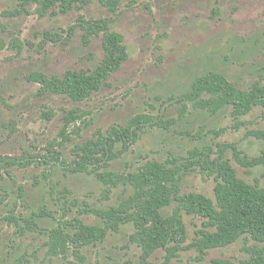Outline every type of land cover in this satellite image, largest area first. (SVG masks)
<instances>
[{
	"label": "rangeland",
	"instance_id": "1",
	"mask_svg": "<svg viewBox=\"0 0 264 264\" xmlns=\"http://www.w3.org/2000/svg\"><path fill=\"white\" fill-rule=\"evenodd\" d=\"M79 19L105 20L110 30L121 33L126 58L88 98L73 101L40 91L39 83L26 76H61L67 69L91 72L97 67L104 54L103 33L84 41L81 28L70 29ZM210 71L222 73L241 89L264 85V0H117L114 12L91 0L81 9L54 8L45 15H39L34 3L20 9L19 0H0V264L137 262L140 248L129 240L131 223L82 246V261L71 246L65 256L52 253L50 233L62 218L100 223L86 210L115 205L131 192L118 185L106 198L105 185L95 175L70 168L77 144L138 114L150 117L152 124H143L138 139L110 163L111 170L126 173L146 160L183 158L204 146L213 150L214 158L220 146L238 177L264 187V165L243 167L227 147L233 143L249 157L264 153V139L249 134L264 129L263 105L236 115L231 105L211 113L187 101L180 115L181 94ZM71 111L80 117L67 125L63 139V116ZM158 119L165 123L157 125ZM181 183V192L214 200L213 176L192 170ZM39 210L47 213L35 216ZM30 219L37 228L27 226ZM182 219L186 246L202 227V218L183 212ZM254 243L242 235L208 249L202 260L195 248L184 247L167 264H204L219 257L237 263L249 257L244 246ZM164 257L165 251L157 249L150 261L163 264Z\"/></svg>",
	"mask_w": 264,
	"mask_h": 264
},
{
	"label": "trees",
	"instance_id": "2",
	"mask_svg": "<svg viewBox=\"0 0 264 264\" xmlns=\"http://www.w3.org/2000/svg\"><path fill=\"white\" fill-rule=\"evenodd\" d=\"M91 0H19L20 9L34 3L39 15L81 9ZM111 12L117 7V0H98ZM83 30L84 41L92 34L103 33L101 44L103 58L91 71L67 69L61 76L47 75L43 72H31L26 78L39 83L40 91L63 94L73 101H81L96 90L105 77L120 67L126 58V49L122 34L110 30L105 20L79 19L77 26ZM180 115L187 110V101L198 107L215 113L225 105H231L236 115L247 113L252 106H264V85L253 83L247 89L238 88L225 75L210 71L197 77L190 88L180 96ZM47 114V113H46ZM48 119H49V115ZM73 111L63 116V125L59 136L64 137L67 125L78 119ZM150 117L144 114L133 116L123 125H111L105 131H98L91 138L77 144L74 150L72 172H87L95 175L104 185L103 196L108 197L110 189L118 185L130 187L127 196L119 197L115 205L107 208H91L100 223L88 224L77 217L58 219L57 226L51 231V252L66 255L70 246L72 254L80 261L84 260L79 249L82 246L102 241L109 231H118L120 225L131 223L134 227L129 240L140 248L137 262L130 264H152L150 258L157 249L165 251L163 264L178 256L177 250L193 247L198 252L197 259L202 260L210 248L225 246L240 236L256 243L264 242V187L255 180L249 183L237 176L228 158H211L210 147L193 148L183 158L167 157L160 161L146 160L134 170L126 173L113 171L110 163L120 157L139 137L144 123L152 124ZM164 124L163 119L155 121ZM256 138L264 139V129L251 130ZM225 147V145H224ZM234 159L243 167L264 165V153L247 156L235 144L229 143ZM199 170L207 177L215 179L214 200L199 192H181L183 176ZM172 206L170 213L166 207ZM197 214L202 218V227L197 231L191 243L182 245L187 238L182 213ZM47 212L39 210L35 216ZM30 229L37 228L32 219L27 220ZM254 243L244 246L249 254L237 263L228 258H214L204 264H264V246ZM67 264H77L68 260Z\"/></svg>",
	"mask_w": 264,
	"mask_h": 264
}]
</instances>
